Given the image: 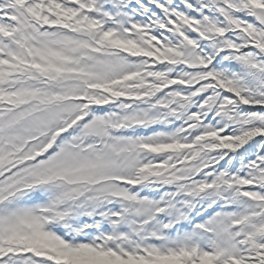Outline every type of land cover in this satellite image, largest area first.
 Instances as JSON below:
<instances>
[{"label": "snow or ice", "instance_id": "snow-or-ice-1", "mask_svg": "<svg viewBox=\"0 0 264 264\" xmlns=\"http://www.w3.org/2000/svg\"><path fill=\"white\" fill-rule=\"evenodd\" d=\"M0 264H264V0H0Z\"/></svg>", "mask_w": 264, "mask_h": 264}]
</instances>
